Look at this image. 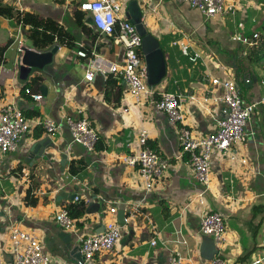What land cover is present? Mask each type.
Masks as SVG:
<instances>
[{
    "label": "crops",
    "instance_id": "0c3cea01",
    "mask_svg": "<svg viewBox=\"0 0 264 264\" xmlns=\"http://www.w3.org/2000/svg\"><path fill=\"white\" fill-rule=\"evenodd\" d=\"M88 1L2 0L15 11L55 20L74 37L76 47H60L51 65L30 75L31 79L44 80L35 93L43 99L37 102L24 93L25 81L19 78L14 38L19 26L15 20L0 16V48L9 45L0 62V104L15 102L27 117H50L60 126L55 138L38 129L25 137L15 152L0 157V255L9 253L10 230L18 225L38 234L50 264H82L77 258V236L101 233L114 218L123 226L121 241L111 252L97 254L85 264H169L173 249L187 254L190 248L194 252L188 264L212 261L201 255L202 250L213 249L212 243H206L211 237L199 232L203 209L198 202L189 206L204 188L193 177L186 158L179 160L177 133L165 114L151 102L137 105L126 96L124 83L117 101L121 83L115 78L113 85L108 84L110 75H97L93 83L85 81L87 62L78 58L80 48L110 63L120 62L124 56V48L112 37L101 35L89 16L86 23L99 35L94 41L76 22L74 12ZM122 17L130 22L142 17L149 33L163 44L167 76L154 89L159 96L173 93L184 97L185 123L196 134L212 132L222 117V106L202 102L205 97L221 94L213 79L235 80L246 103L263 101L248 123L245 142L230 150L231 156L239 159L232 161L219 153L214 156L205 206L226 217L228 241L221 249L215 244L218 253L214 259L221 256L226 264L264 260V61L248 59L249 51L260 47L264 34V0H240L235 15L209 20L182 0H126ZM182 44L189 46L195 62L185 57ZM155 100L159 99L155 96ZM78 109H84L100 134L94 152L73 142L65 122L67 117L77 118ZM142 130L148 132V144L171 163L166 177L150 194L144 193L137 169L122 162L136 147ZM45 139L51 143L44 147L43 156L32 153V147ZM71 165L78 169L76 179L66 177ZM28 190L38 199L36 206L25 201ZM62 194L77 195L86 206L84 217L76 220L77 234L63 231L54 220L61 208L79 202L60 198ZM111 207L117 209L114 216L108 215ZM122 207L128 222L120 220ZM179 227L188 248L176 242ZM63 233L70 235L78 252L72 254L69 242L61 238ZM153 240L157 245L151 244Z\"/></svg>",
    "mask_w": 264,
    "mask_h": 264
},
{
    "label": "built area",
    "instance_id": "2783aa9c",
    "mask_svg": "<svg viewBox=\"0 0 264 264\" xmlns=\"http://www.w3.org/2000/svg\"><path fill=\"white\" fill-rule=\"evenodd\" d=\"M192 8L199 10L206 18L216 16L235 15L240 0H182ZM126 0H91L83 2L79 9L89 12L92 24L101 34L114 39L116 45L124 48V56L120 62H107L97 53L91 56L81 48L77 51L78 58L87 62L85 81L93 83L97 75H113L120 79L126 87V96L137 105L151 102L154 108L167 117L168 123L174 127L177 133L179 146V160L186 158L193 177L204 190L196 195L189 203H199L202 207L199 232L203 236L211 237L218 249L227 243L228 229L226 217L220 211L206 208L205 194L211 182V169L214 156L227 154L232 161L239 159L231 156L230 150L234 146L242 145L247 137L246 128L252 116L259 108L261 102L246 103L241 95L237 82L233 79H213L212 83L221 87L219 95L205 97L204 104L212 101L215 105L222 106V117L216 120L214 129L207 135L196 134L186 123L184 115L185 99L181 95L162 93L160 99L155 100L154 87L147 84L146 64L142 54V38L136 27L126 18L122 17ZM18 33L14 35L19 53V64L23 47L25 46V28L18 25ZM258 38V34L255 35ZM237 40L247 43V40L238 37ZM178 45V42H174ZM182 52L189 54V46L181 45ZM195 62V58L193 59ZM3 67V66H2ZM1 67V68H2ZM4 72L2 68L1 74ZM247 82H250L249 80ZM26 93L35 101L43 99L41 94H35L26 89ZM194 99V98H192ZM77 118L67 117L65 122L70 129L74 143L83 145L88 152H94L100 142V134L93 127L84 109L77 110ZM59 124L50 117H27L15 102L0 104V157L15 152L22 140L34 131L40 129L49 138H55L59 133ZM127 166L137 169V175L144 193L150 194L166 177L171 168V163L158 151L148 144V132L142 130L138 134L136 147L130 155L122 158ZM246 164L247 160L242 159ZM67 178L77 177L68 173ZM76 201H81L76 196ZM117 214L116 207H111L108 215ZM132 217V216H131ZM57 225L66 232L78 233L77 221L72 218L66 207L61 208L54 217ZM129 220L126 218L125 222ZM123 226L116 219H111L105 224V230L101 233L77 236L80 253L85 263L92 262L97 254L111 252L122 239ZM176 242L189 247V242L183 234L182 228L175 230ZM10 250L13 264H50V257L44 250L43 242L34 230L24 229L18 225H12L10 230ZM153 246L157 241L151 242ZM193 249H188L187 254L179 250H172L169 264H188L191 262ZM259 259L252 264H262ZM0 264H7L4 255H0ZM205 264H226L220 256Z\"/></svg>",
    "mask_w": 264,
    "mask_h": 264
},
{
    "label": "trees",
    "instance_id": "16d2710c",
    "mask_svg": "<svg viewBox=\"0 0 264 264\" xmlns=\"http://www.w3.org/2000/svg\"><path fill=\"white\" fill-rule=\"evenodd\" d=\"M0 16L15 20L17 25H22L25 28V45L33 48L38 52H46L51 50L55 46L66 47L68 49H74L76 47V40L74 37L69 34L64 27L60 26L58 22L52 19L43 18L39 14L34 12H20L15 11L14 8L6 6L3 4L2 0H0ZM89 16V20L92 22L91 14L89 12H83L81 10H76L74 12V17L76 22L82 28L84 33L91 37L93 41L99 36L94 32V29L86 23V17ZM261 40L259 42V48L253 49L248 53V59L251 62L260 63L264 61V34L261 36ZM8 46L0 48V62L4 61L3 57L8 49ZM163 49V44H162ZM82 49V48H81ZM82 50L86 51L88 55H91V51L87 48H83ZM165 52V51H164ZM143 54V53H142ZM144 57V56H143ZM187 59H189L192 63L193 56L186 55ZM110 75L108 79V84L113 85L115 82V78L121 83L119 87L120 96L116 98L117 101H120L122 95V89L124 88L123 83L117 77ZM44 82L43 78H29L24 82L25 87L23 89L24 93H26V89H30L32 93H37ZM156 99H160L159 94L156 92ZM30 97V96H29ZM116 101V102H117ZM34 117V116H33ZM35 117H40V115H36ZM151 148H155L153 145H149ZM70 172L72 175L76 176L78 174V169L71 165ZM25 201L29 206H36L38 203V199L35 197L33 190H28ZM72 218L79 220L84 217L86 213V206L83 201H79L67 207ZM81 225V223H78Z\"/></svg>",
    "mask_w": 264,
    "mask_h": 264
},
{
    "label": "water",
    "instance_id": "95a60500",
    "mask_svg": "<svg viewBox=\"0 0 264 264\" xmlns=\"http://www.w3.org/2000/svg\"><path fill=\"white\" fill-rule=\"evenodd\" d=\"M131 23L136 27L137 32L142 38V53L144 56V61L146 64V72H147V84L151 87L159 86L167 76V63L164 51L161 48L160 42L156 39L145 27L144 23L142 22V17H134L131 20ZM59 46L53 47L51 50L46 52H38L31 47L24 46L23 47V54L21 57V65L19 69V78L22 81H27L30 75L34 71H43L47 66L51 65L53 62L54 55L57 54L59 51ZM43 90L45 87H42ZM51 143L49 139H45L40 141L39 144H36L32 147L31 152L34 154H38L39 156H43L44 154V147L48 146ZM67 161V158L64 159L62 164ZM77 195H66L62 194L61 197L65 198H76ZM119 217L121 222H125V211L122 207L119 212ZM61 238L65 239V243L69 242V246L72 249V254L74 252H78V247H72L70 235L68 233L61 234ZM67 239V240H66ZM211 241V242H210ZM206 243H212L213 249L201 251V255L206 260H213L214 257L217 255V250L215 248V243L212 238L206 240ZM77 258L82 263L84 259L80 253H77ZM4 259L7 264H13L12 262V255L4 254Z\"/></svg>",
    "mask_w": 264,
    "mask_h": 264
}]
</instances>
